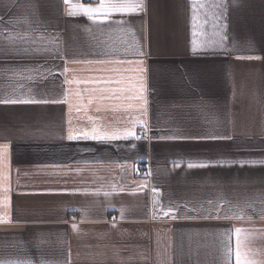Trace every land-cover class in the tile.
I'll return each instance as SVG.
<instances>
[{
	"label": "crops",
	"instance_id": "0c3cea01",
	"mask_svg": "<svg viewBox=\"0 0 264 264\" xmlns=\"http://www.w3.org/2000/svg\"><path fill=\"white\" fill-rule=\"evenodd\" d=\"M131 2L0 0V261L264 264V0Z\"/></svg>",
	"mask_w": 264,
	"mask_h": 264
},
{
	"label": "snow or ice",
	"instance_id": "6c2138e0",
	"mask_svg": "<svg viewBox=\"0 0 264 264\" xmlns=\"http://www.w3.org/2000/svg\"><path fill=\"white\" fill-rule=\"evenodd\" d=\"M65 3H69V0H65ZM226 3L227 0H215V3L213 4V7L215 8H222L224 11L221 12L220 15H218L216 18L220 19V16L224 15V13H226ZM192 4L195 7L197 4H199L201 7H203V3L202 0H192ZM76 8H79L83 14L87 15L89 17V19H93V15L92 13L95 11V9L91 8V7H86L84 5H76ZM99 8H107L110 11H116V12H135L137 11V9H139L141 7L140 4H136V3H132L131 0H126L125 3H106L105 0H101L100 5L98 6ZM69 14L71 15H76L78 14L77 12H70ZM194 20L196 19V17L193 18ZM195 35V32H194ZM193 51H197L199 45L197 44V42L195 40H193ZM249 59L253 58V57H247ZM9 102H17V101H9ZM23 102H37V101H23ZM40 102H46V101H40ZM56 102V101H53ZM141 126H144L142 122ZM134 133H132L131 131L126 132L123 136H118V135H111V136H101V135H93L90 138L91 139H95V140H102V139H110V140H116V139H127L130 136H133ZM82 138L81 136H74V135H69L68 139H79ZM83 138H89L87 137V134L84 135ZM137 139H140L141 137H135ZM210 139H221V138H225V137H217V136H210L208 137ZM243 163V162H241ZM195 165L193 164H189V167H193ZM199 166H206V165H199ZM217 212H219V209H217ZM165 215H168V213H165ZM204 219H228L231 217L225 216V217H220L219 215L213 217L211 215L202 217ZM73 228L75 229L76 226L73 225ZM244 230L241 228H236L235 229V234H236V249H235V261L236 264H256L255 261L249 260L247 258V253L244 252L242 250V245H243V240L241 239V233H243ZM229 253H231V249H228ZM0 264H31L30 261H0Z\"/></svg>",
	"mask_w": 264,
	"mask_h": 264
},
{
	"label": "built area",
	"instance_id": "2783aa9c",
	"mask_svg": "<svg viewBox=\"0 0 264 264\" xmlns=\"http://www.w3.org/2000/svg\"><path fill=\"white\" fill-rule=\"evenodd\" d=\"M139 137H144V134H138ZM137 177H142V176H145L146 175V172L145 171H141V172H137L135 174Z\"/></svg>",
	"mask_w": 264,
	"mask_h": 264
}]
</instances>
